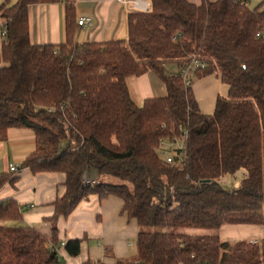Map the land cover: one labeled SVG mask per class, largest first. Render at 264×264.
<instances>
[{
  "label": "trees",
  "instance_id": "16d2710c",
  "mask_svg": "<svg viewBox=\"0 0 264 264\" xmlns=\"http://www.w3.org/2000/svg\"><path fill=\"white\" fill-rule=\"evenodd\" d=\"M56 1L0 5V142L10 128L31 129L36 149L21 168L64 176L50 236L0 224V264H57V219L93 195L120 198L138 224L135 258L117 264H264V238L229 243L180 231L264 226V0L251 7L248 0H149L147 12L128 14L127 41L80 45L67 4L65 42L32 44L29 6ZM193 58L207 65L195 79L215 74L227 88L211 114L200 112L178 75ZM147 72L165 95L137 106L126 80ZM182 132L185 157L167 165L158 141ZM239 171L236 189L221 187ZM14 179L1 174L0 188ZM21 219L14 200L0 201V221ZM80 244L71 239L64 248L75 257Z\"/></svg>",
  "mask_w": 264,
  "mask_h": 264
},
{
  "label": "crops",
  "instance_id": "0c3cea01",
  "mask_svg": "<svg viewBox=\"0 0 264 264\" xmlns=\"http://www.w3.org/2000/svg\"><path fill=\"white\" fill-rule=\"evenodd\" d=\"M15 1L0 0V5L5 2L11 5ZM131 1L57 0L31 5L28 8L30 42L34 45H58L65 42L67 4L73 8L71 30L75 43L127 41V16L138 11L133 8ZM143 1L149 7V0ZM187 1L200 4L203 0ZM82 17H90L91 26H78L77 21ZM2 32L3 21L0 19V48ZM126 83L129 95L137 106L142 105L147 98L164 96L163 83L153 72L129 77ZM191 89L203 114H211L217 97H225L227 93V88L215 74L196 79ZM35 149L34 134L27 127L10 128L6 140L0 142V175L9 174L15 178L0 188V201L14 200L22 213L20 221H0V224L31 227L50 236L52 226L48 219L54 212L53 203L64 193V176L55 173L33 174L28 168H21L23 160ZM10 164L17 167V172L9 171ZM239 172L243 177L244 172ZM122 206V200L116 196L109 195L101 199L93 195L79 202L67 217H59L56 222L60 240L57 264H117L118 261L133 260L139 227L136 220L129 219L122 212ZM71 239L81 240L80 252L75 257L69 256L64 248L65 243Z\"/></svg>",
  "mask_w": 264,
  "mask_h": 264
},
{
  "label": "built area",
  "instance_id": "2783aa9c",
  "mask_svg": "<svg viewBox=\"0 0 264 264\" xmlns=\"http://www.w3.org/2000/svg\"><path fill=\"white\" fill-rule=\"evenodd\" d=\"M120 1V0H118ZM131 4L134 9L140 12H147L149 10L148 4L143 0H132ZM92 21L90 17H82L77 21L78 26H91ZM4 30L2 36H4ZM259 35L264 38V30H262ZM206 63L199 61L195 58L191 59L189 62L184 64L181 68L178 69V75L183 81V84L186 88H190L193 83V78L197 70L204 69ZM187 133L182 132L179 136H173L171 138H161L158 141V153L163 161L167 165H173L175 159L178 157L182 160L185 157ZM17 167L14 165H9L10 172H17ZM86 184H93V180L85 181Z\"/></svg>",
  "mask_w": 264,
  "mask_h": 264
},
{
  "label": "rangeland",
  "instance_id": "374dc122",
  "mask_svg": "<svg viewBox=\"0 0 264 264\" xmlns=\"http://www.w3.org/2000/svg\"><path fill=\"white\" fill-rule=\"evenodd\" d=\"M262 0H248L249 6L258 4ZM168 72L175 73L176 67L174 65L167 66ZM196 81L195 77L193 82ZM165 95V92H163ZM1 165V163H0ZM242 179V173H237L235 176H226L221 179L220 185L224 189H236ZM187 234H197V235H208V236H218L221 241L234 243L237 241H260L264 238V226H254V225H224L219 230H202V229H185L180 230ZM134 252L136 253V245Z\"/></svg>",
  "mask_w": 264,
  "mask_h": 264
}]
</instances>
